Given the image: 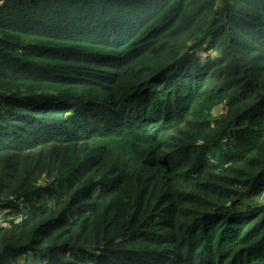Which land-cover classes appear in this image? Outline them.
Segmentation results:
<instances>
[{
    "label": "trees",
    "instance_id": "trees-1",
    "mask_svg": "<svg viewBox=\"0 0 264 264\" xmlns=\"http://www.w3.org/2000/svg\"><path fill=\"white\" fill-rule=\"evenodd\" d=\"M0 264H264V0H6Z\"/></svg>",
    "mask_w": 264,
    "mask_h": 264
},
{
    "label": "built area",
    "instance_id": "built-area-1",
    "mask_svg": "<svg viewBox=\"0 0 264 264\" xmlns=\"http://www.w3.org/2000/svg\"><path fill=\"white\" fill-rule=\"evenodd\" d=\"M6 0H2V2H0V7L4 5Z\"/></svg>",
    "mask_w": 264,
    "mask_h": 264
},
{
    "label": "rangeland",
    "instance_id": "rangeland-1",
    "mask_svg": "<svg viewBox=\"0 0 264 264\" xmlns=\"http://www.w3.org/2000/svg\"><path fill=\"white\" fill-rule=\"evenodd\" d=\"M0 220H1V221H3V218H2V217H0Z\"/></svg>",
    "mask_w": 264,
    "mask_h": 264
},
{
    "label": "snow or ice",
    "instance_id": "snow-or-ice-1",
    "mask_svg": "<svg viewBox=\"0 0 264 264\" xmlns=\"http://www.w3.org/2000/svg\"><path fill=\"white\" fill-rule=\"evenodd\" d=\"M0 2H2V0H0Z\"/></svg>",
    "mask_w": 264,
    "mask_h": 264
}]
</instances>
